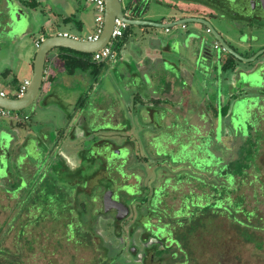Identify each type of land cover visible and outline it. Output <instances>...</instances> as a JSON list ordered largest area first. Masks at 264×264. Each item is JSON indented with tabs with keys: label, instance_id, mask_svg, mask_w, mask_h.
Wrapping results in <instances>:
<instances>
[{
	"label": "rangeland",
	"instance_id": "1",
	"mask_svg": "<svg viewBox=\"0 0 264 264\" xmlns=\"http://www.w3.org/2000/svg\"><path fill=\"white\" fill-rule=\"evenodd\" d=\"M37 1L41 4H38L34 9H24L23 13L18 16V12L13 10L11 4H9V10L6 13L4 1L0 0V9H2V16H0V73H3L5 68L10 69L12 72L10 78H16V82L17 80L22 81L26 77L27 55L33 53L35 55L37 47H34L32 37L38 36L45 29L44 27L50 25V17L54 16L56 11L65 13L64 11L68 12L72 9L71 5L73 4L76 8L88 4L87 6L94 13L92 16L94 17L96 14L94 5L86 3L85 0H44L46 3L43 0ZM128 1L130 0H122V3L125 5ZM139 3L142 7L140 11L144 7L146 8L142 13L147 11V6L149 8V13L145 15L147 21L159 22L162 19L168 20L170 17L179 18L185 15L186 9L192 7L199 10L197 14L205 18L216 32L230 36L235 32L232 29L233 26L229 27V23L220 19L213 9L206 8L207 0H138L137 4ZM46 6L47 8H44ZM4 14L9 15L8 19L11 21V25L5 23L6 15ZM6 26L11 28V31H8ZM62 27L64 25L60 24L57 29L60 31ZM184 27L186 28L181 25L171 27L170 32L162 36L156 32L159 30L157 28L135 26L130 29L146 28L145 30L155 34L158 39L170 42L174 49L173 52L165 54L166 59L170 58L174 61L178 57L185 61V71L191 66L189 63L191 58L183 54L182 49H179L182 48L179 40H183L190 32L196 30L203 38L205 56L208 60H213V57L220 53V50L217 51L213 48V38L205 31V28H201L198 24H185ZM68 28L76 35L75 24L72 23ZM80 37L82 36L80 35ZM109 44L115 52V58L104 61V65L96 77L81 71L73 75L64 74L63 79L57 77L51 81V83L53 82L52 88L48 94L41 89L32 105L17 112L21 118L20 122L0 119V146L8 152L0 158V165H2V167L0 166V243L4 249L9 250L6 264L15 263L13 262L14 252H17L15 259L19 261L16 264H91L94 258L105 253V248L110 256L116 257V264H146L148 261L145 263L141 251L148 250V248L154 255L156 254L152 256L154 264H183L185 262L180 256L181 254L178 253L175 244L170 243L169 245L167 240L170 238H167L166 235L160 238L158 246L155 242L158 239L157 234L151 232L149 225L138 220L135 221L134 213L129 216L126 222L117 224L116 230L110 222L111 219L108 220L109 217L94 215L93 219H96V223H93V229L98 239L95 238L91 245L75 244V240L65 232L63 223L60 221H53L49 217L37 222L30 218L31 221H29L30 216L25 211L19 215L16 214L18 212L15 208L17 201L9 193H6L9 190L13 192L14 185L17 186L19 181H22L23 186H28L30 189L33 177L41 178L46 173L44 170H50L54 165L67 166L73 174L81 170L79 178L94 173L96 167L102 163L101 154L109 150L107 144L103 148L98 147L101 141L112 144V150L117 149L120 158L125 159L127 156L128 158L123 168V178L119 177L115 170L118 163H113L111 170L108 165L105 177L98 178L100 183L106 186L114 185L113 175L117 180L116 187L120 188L125 185L135 190L136 180L139 181L138 178L135 180L134 175H138L141 177L140 187L147 186L149 189L154 186L158 188L162 185L163 180L172 174L173 178L170 184L173 187L170 188V185L166 188L167 195L162 200L164 208L169 212L176 211L184 205L190 207V203L196 205V196L202 192L205 197L211 195L209 202L213 203L215 190L212 191L205 185L201 187L195 181L187 179V177L183 178L184 172L181 175L179 172L187 171L186 174L190 175V169L200 168L204 175L203 180L205 178L206 184L210 183V177L205 176L208 172L204 170L214 166L219 172L223 169L217 159L219 156H211L210 153L213 154L215 150L219 153L223 146L230 142V144L234 143V138L231 136L238 130L245 137L250 134L252 140H260L259 142L262 143L261 154H264V136L256 130L250 132V129L255 128L258 124H255L254 121L249 123L251 114H246V108H255L260 104L257 97L238 98L234 105L232 125H229L227 129L224 126L221 133L223 108L231 110L232 101L235 98L221 97V95L205 93L203 89H199L186 98L189 103L188 107L180 106L177 109L163 106L164 102L167 103L168 98L158 96L159 91L156 89L158 87L153 90L155 82H145L140 90L133 83L135 80L133 60L136 49L133 46L132 37L127 36L121 44H117L115 40L111 39ZM123 44L126 46H122ZM50 54L51 52L48 56ZM172 70L176 71L178 67L173 65ZM212 70L214 76L215 68ZM188 76L192 75H185L183 71L182 78L185 81H189ZM213 76L207 77L203 75L202 71L199 72V75L195 74V77L203 81L207 87L212 86ZM27 78L30 80L31 77ZM148 83H150L151 89L147 87ZM12 86L13 84L3 76L0 77V89H5L9 93ZM152 93L154 96L148 95H152ZM149 98L155 99L159 103L162 102V105H149L146 102ZM229 101L231 104L228 106ZM199 104H203L204 107H199ZM197 111H202L205 117L208 116V122L211 121L210 124L206 122L201 127L199 134L202 135L199 138L198 136L191 137V130L187 129L189 125L195 124L193 113L196 115ZM217 113L219 128L215 131L214 125L218 123L215 119ZM182 115L185 117L184 119ZM24 116L28 118L25 120ZM227 116L229 117L226 119H229L230 111ZM172 123L176 125L171 126ZM257 123L260 124V122ZM170 126L171 128H169ZM164 127H167V131H171V134L174 133V130L183 129L185 132L182 136H186V141L189 140V138L187 139L189 136L190 140L196 139V142H199L196 147H199L201 158L196 167L193 164L196 157L191 159L192 163L185 161L190 160L191 155L188 153H182L180 161L174 160L176 159L175 154L178 153H175L174 150L173 153L167 152L160 155L163 149L159 145L158 137L166 130ZM180 140L184 141L183 138ZM163 142L165 144V138ZM166 143L171 147L169 140ZM211 143L214 145V151L209 147ZM239 143L237 142V144ZM185 144L187 143L185 142ZM174 148L175 146H173ZM155 149L157 152L154 155ZM0 153L3 152L0 151ZM92 156L94 159L91 158ZM146 156L152 157L153 165L151 167H148L151 162L149 163ZM117 157L115 154L112 155V158ZM176 162H188L185 165L189 169H186L187 166L179 167L177 164L176 167H173L172 163ZM259 167L261 168L260 172L253 168L247 169L244 184L237 191H230V195L233 198L241 193L245 199L242 205L243 210L250 211L256 208V212L264 220V164L261 161ZM149 171L151 172L148 173ZM145 173L149 175L146 177ZM230 175L231 171L227 176ZM253 175H258L256 177L262 185L261 191L259 184L253 182ZM220 178H222L221 175ZM93 179L97 181L95 176ZM176 179H180L179 182L176 183ZM132 189H126L127 193L131 194ZM149 190L151 192V189ZM118 193H121L120 189ZM158 194L159 192L155 193L156 198H158ZM205 202V198L198 201L202 204ZM99 207L100 204L97 207L98 210ZM192 210L193 208H188L187 213ZM240 215L238 214L242 218ZM167 216H170L168 212ZM199 219L202 220L200 222L203 226L197 225L193 231L190 228H192V224H197L196 221L188 222L184 217L164 218L159 224H157V219L152 218L151 224L163 227V224L168 223L169 227H173L176 231L177 223H182L183 227L179 230H183L181 234H187L186 241H189L188 252L190 255L187 264H264L263 228L253 229L248 226L245 228L235 224V221L222 213L210 215V217L202 216ZM11 223L14 225L10 228ZM144 229L148 231V234H145ZM19 230L22 231L21 234L18 233ZM167 230L169 231V228ZM175 231L171 236L172 240H177L178 236ZM129 243L139 250L138 254H135L137 250L132 255L129 254L131 250H128ZM172 253L177 254L176 258H171Z\"/></svg>",
	"mask_w": 264,
	"mask_h": 264
},
{
	"label": "flooded vegetation",
	"instance_id": "2",
	"mask_svg": "<svg viewBox=\"0 0 264 264\" xmlns=\"http://www.w3.org/2000/svg\"><path fill=\"white\" fill-rule=\"evenodd\" d=\"M207 1H208V3H207L206 8L213 9V11L216 12L215 14L219 15L220 19H222L224 22L229 23L228 24L229 27L233 26L232 29L235 32L233 34H231V36L230 35H223L221 32H216L212 28L210 23L207 22V20L205 18H203L202 16H199L197 14L199 12V10L196 8L194 9L192 7L188 8L189 10L186 9L185 15L178 18V19L200 18V19L204 20L209 26H211L214 33L211 31V29H209V27L206 24H204V25L198 24V25L201 28H205V31L207 33H209L210 36L213 38V48L217 51L220 50V53L218 55H215L213 57L214 59L212 60L214 62L213 68H215V75L214 76H213V74L210 75V76H213L212 86L207 87L204 84V87L200 88V89H203V91L205 93L210 92V93H215L217 95H221V97L226 96V97L235 98L232 101L231 111L229 109V111L231 113L230 118L226 119V117H229V116H227L229 111L226 115H222V117H221V124H222V126L220 128L221 133H222V130L224 129L223 128L224 126L227 129L229 125L230 126L232 125L233 112L235 110L234 105L238 101L237 100L238 98H243V97H245V98L246 97L247 98H249V97L250 98L251 97L261 98L260 104L258 106H256L255 108H246V114L247 115L251 114V116H250L251 119L248 120L249 123H252V121H254L255 124H258L255 128H251L250 132L253 130H256V131L261 132L264 136V8H263L262 1L261 0H207ZM182 27L186 28L184 26H182ZM216 36H218L219 39ZM224 45L227 48H229L232 52H234L235 55L228 52ZM185 53H186V51L184 50V54ZM203 57L206 58L205 55H203ZM198 60L200 61L201 64L202 63L204 65L207 64V62H205V60H203L202 56H200V55H199ZM248 60H249V62H248ZM200 66H202V65H200ZM218 69H219V71H217ZM199 72L201 73V71H199ZM199 72L197 75H199ZM186 74L192 75V76H188L189 78L195 77L194 69L192 67L189 68L187 71H185V75ZM230 104H231V102L229 101L228 106ZM170 112H164V113H170ZM196 113H197L196 115L193 113V115L195 117V121H196L195 124L189 125L187 129L191 130L190 131V133H192L191 137H194V136L197 137L198 136V138H199L202 135V134H199L200 129H201V127L204 126V124L206 122H208V116L205 117V115L202 111H197ZM241 113H242V111H241ZM202 117H204V118H202ZM182 118L184 119L185 117L183 116ZM217 118H218V113H217V115H215V119L218 121V123L214 125L215 131L217 128H219V118L218 119ZM256 120H257V122H260V124L257 123ZM212 121H213V119H212ZM210 123H211V121H210ZM169 128H171V126ZM164 129H166L164 131V133L158 137L159 145L163 149L160 155L166 154L167 152L173 153V150H174L175 153L178 152L177 154H175V156L177 155L178 157H180L182 153L190 154L191 155L190 160H186L188 162L192 161L191 159L193 157H196L195 160L200 159L201 154L199 153V149H197V151L194 150L195 147L199 145V142H196V139L190 140V137L187 136V139L189 138V140L186 141V136H183L184 141L183 140L179 141V142H181V144H176V143L173 144L172 141H170L171 136H172V135H170L171 131L168 132L167 127H164ZM213 130H212V132H213ZM182 132H185V131L182 129ZM235 133H236V131H235ZM236 134L245 138L243 133L240 132L239 130L237 131ZM248 136H250V134ZM164 138L166 139V142H167V140H169V142H170L169 145H171V147L168 146V143H166V142L164 144V142H163ZM185 142L187 144H185ZM106 144H107V146H109V150L107 152H105L106 154L105 153L101 154L102 155V157H101L102 169H100L97 172V174L95 175V177L97 178V182L99 183V187L96 190V194H95V198H94V204H95L94 215H96L97 217L104 216V218L109 217L108 220L111 219L110 222L112 225H114L115 230H116L117 224H121V223L126 222L129 219V216L134 213L136 216L134 219L135 221L138 220L145 225H149L151 232L157 234L158 239H156L155 242L158 244V246H159L160 238L164 237L166 235L167 238H170L167 240L169 242V245H170V243L175 244V246L178 248V253H180L181 254L180 256L185 260V262L183 264H187V262H188L187 260H188V257L190 255L188 252V246L189 245L187 246L186 249H184L183 247H180L178 245V243L173 242L175 240V239L174 240L171 239V236L173 233H171L170 231L167 230V228H169L168 223L163 224V227L160 225H155V226L153 225L152 226V224H151L152 218L157 219V224L162 222L164 220V218H168V217L162 215L160 210L162 208H164V206H163L164 204L162 203V200L167 195L166 188H168L171 185L170 182L172 181V178H173L172 174L168 178H165L163 180L162 185H160L158 188H155L154 186L149 187V189H151V192L147 186L140 187V178L141 177H139L138 175L137 176L134 175L135 180L138 178V181H139V182H137V180H136L137 184L134 186L135 190H133L131 187L125 186V185H122L120 188L116 187L115 183L117 182V180H116V178L113 177V175H112V181L114 182V185L106 186L105 184H101L100 180H98V178L102 179L103 177H105V175L107 173L108 165L110 166L109 170H111V166L113 165V163H118L117 164L118 166L115 168V170H116L117 174L119 175V177L123 178L124 177L123 168H124V166L127 162V158H128V156L125 159L120 158V155H119V152L117 151V149L112 150V144L106 143L105 141H101L98 144V147L103 148L106 146ZM180 145L184 146L185 150H183V148H181ZM173 146H175L174 149H173ZM98 147H97V150H98ZM116 152H118V154ZM156 152H157V150L155 149L154 155ZM96 154H95V157H96ZM113 154H115V156H118V157L112 158ZM150 156H151V154H150ZM150 156H146L149 159L148 160L149 163L151 162L150 165H148V167H151L153 165V160H152V157H150ZM155 157H157V156H155ZM164 158L166 160V157H164ZM107 160H110V161L107 162ZM188 162H185V163L176 162V164L179 167H183V166H187L185 164ZM176 164L172 163V166L176 167ZM0 166H2V165H0ZM53 167L54 168H51L50 170H53L54 172H56L60 175H61V173L64 172V170H68L70 174H73V172H71V170L68 169L67 166L54 165ZM139 169L141 170L140 167H139ZM186 169H189V167L187 166ZM48 170L49 169L44 170V171L47 172ZM150 172L151 171H149L148 173H150ZM165 172H167V171H165ZM182 172H184L183 178L187 177V179L195 181L197 183V185H199L201 187L204 186L203 173L201 172L200 168L199 169H197V168L190 169L189 170V172L191 173L190 175L186 174L187 171H180L179 174L181 175ZM147 175H149V174H147V173L144 174V176H146V177H147ZM179 180L180 179H176V183L179 182ZM151 185H153V184H151ZM172 187H173V185L170 186V188H172ZM119 189L121 190V193H118ZM126 189L127 190L132 189L131 194L127 193ZM158 189H159V191H157ZM106 192H111L112 193V199L114 201L121 203L127 207V209H128L127 215H125L121 219H118L117 218L118 213L115 209H110L109 211H107L105 213L102 212V209H103L102 197ZM156 192H159L158 198L155 197ZM7 193H9L11 195V197H13V192H10V190H9ZM141 194H143V195H141ZM196 198H197V203H196L197 208L200 209V208L204 207V204L198 203V201H201L202 199L204 200V198H205L204 193L202 192L200 195H197ZM99 204H100V207H99L100 209L98 210L97 207L99 206ZM201 217L202 216H197L193 219L185 217V219L188 222L196 221V223H197L196 225L203 226V224H201V222H200L202 220L199 219ZM170 219H173V218H170ZM95 220L96 219L93 220L94 223H96ZM245 227L248 228L247 226H245ZM144 231L146 232L145 234H148L147 233L148 231H146L145 229H144ZM182 235H183L182 236L183 238L188 239L186 233H183ZM128 247H129L128 250L131 249L130 253L128 252L130 255H132L134 253V251L137 250L133 247V245L131 243L128 244ZM165 248L167 249L168 247H165ZM138 252H139V250H137V252L135 254H138ZM141 252L144 255L143 259H144L145 263H146V261H148L149 264H154V263H152L153 262L152 256L154 255V253H152V251H150L149 248H148V250L141 251ZM156 253H158V252H156ZM147 254H149L148 258H147ZM176 256H177L176 253L171 254V258H176ZM142 262H143V260H142ZM148 263H146V264H148ZM142 264H144V263H142Z\"/></svg>",
	"mask_w": 264,
	"mask_h": 264
},
{
	"label": "trees",
	"instance_id": "3",
	"mask_svg": "<svg viewBox=\"0 0 264 264\" xmlns=\"http://www.w3.org/2000/svg\"><path fill=\"white\" fill-rule=\"evenodd\" d=\"M24 5L28 8H36L38 3L36 0H28L24 2ZM139 7L140 6L132 9V13L130 14L132 18H142V11L144 12L146 8L144 7L140 11ZM71 20H73V18L67 19V21ZM129 30L130 28L128 27L117 44H121V42L127 38ZM58 52L59 59L62 61V67L67 75H73L76 72L81 71L88 72L90 75L96 77L104 65V62H94L92 60V54L79 53L64 48H59ZM3 75L6 76L5 73ZM14 82L16 83V80H14ZM227 112L228 108H223V115H226ZM175 125L176 124L173 123L171 126ZM183 133L182 129L180 131L174 130V133L171 134L170 141H172V143L181 144L179 141L183 138ZM231 137L234 138V143L230 144V142L223 146L219 153L214 149L213 143L209 144V147H211L213 151L215 150L214 153H210V155L219 156L217 159H219L221 167H223L220 172L215 166L204 170L208 172L205 176H208L211 179V182L209 183L207 181L208 184H206L204 178V185L208 186L212 191L215 190L213 203L209 202L211 199L210 195L205 197L206 202L204 207L200 209H198L196 205L191 204L190 207L184 205L178 210L172 212H169L166 208H162L160 210L162 215L173 219L178 217H188L193 219L197 216L210 217V215H218L222 213L226 214L227 218L235 221L234 223L237 225L253 227V229L260 227L264 229V225H260L264 224L263 217L258 215L256 208H253L250 211L243 210L242 205L245 201L244 196L241 193H238V195H235L232 198L230 195V191H237V189H240L241 185L244 184V176L247 175V169L253 168V170L260 172L261 168L259 167V162L261 161L264 164V154H261L262 143L259 142L260 140H252L251 136L243 138L238 134H234ZM237 142L240 143L237 144ZM180 147L185 150L184 146L180 145ZM197 149H199V147H195L194 150L197 151ZM0 151L3 152L0 153V158L8 153L1 146ZM175 158L176 159L174 160L176 161L181 160L177 155ZM92 159H94L93 156ZM198 160L200 161V159H197L193 162L195 167L199 164ZM100 169H102V164L96 167L94 172L95 175ZM80 171L81 170H78L75 174H70L67 170H64L60 175L53 170H48L41 178H37V176L36 178L33 177V182L30 183L31 190L28 186H23L22 181H19L18 185H14L12 188L13 197L17 201L15 208L18 212H16V214L19 215L22 211H25L30 216L29 221L34 219L37 222L48 217L53 221H60L63 223L62 226L64 227L65 232L70 235L71 239L75 240V244L83 243L85 245H91L93 240L97 238V234L93 229V217L95 211L94 198L99 183L93 179V176H95L93 175L94 173L86 175L84 178H79ZM230 171L231 175L227 176ZM220 175L222 178H220ZM256 176L258 175H253V182L259 184V190L261 191L262 185L259 183ZM217 203H219V205H217ZM188 208H193V210L187 213ZM167 212L170 216H167ZM238 214H241L240 216L242 218H240ZM13 225L14 224L11 223L9 227L11 228ZM176 226L178 227L176 231L173 227H169V231L171 233H174L175 231L178 236L177 240H174L173 242L178 243L180 247L186 249L189 245V241H186V239L182 237L183 235L181 233L183 230H179L183 225L182 223H177ZM196 227V224H192L190 230L193 231ZM21 232V230L18 231L20 234ZM8 251L9 250L4 249L0 243V264L7 263L9 257ZM16 257L17 252H14L13 262L15 263L12 264L19 263V261L15 259ZM115 259L116 257L110 256L108 250L105 248V253L102 256L94 258L91 264H116Z\"/></svg>",
	"mask_w": 264,
	"mask_h": 264
},
{
	"label": "crops",
	"instance_id": "4",
	"mask_svg": "<svg viewBox=\"0 0 264 264\" xmlns=\"http://www.w3.org/2000/svg\"><path fill=\"white\" fill-rule=\"evenodd\" d=\"M4 1V10L6 13L8 12L9 4H11V7L13 10L18 12V16H20L21 13H23V10H28V7L24 5L25 1L28 0H3ZM63 1V0H62ZM88 0H85L86 3L94 5V3L87 2ZM44 3L46 1L43 0ZM59 2V1H58ZM61 2V1H60ZM123 8L125 9V12L127 15L130 16L132 13V9L137 8L138 6H141V3H138L137 1H128L125 3V5L122 3V0H120ZM133 2H137L136 4ZM37 3L40 5L37 1ZM54 3V2H53ZM60 4V3H58ZM84 7H75L74 4L71 5V10L65 13H60L59 11H56L54 16L50 17V25L44 27L42 32L38 34V36H33V45L36 48V42L39 41L41 38H46L48 36H52L54 34H67L69 36L75 37L77 39H87L88 37L92 36L94 33L95 29V16L93 12L89 9L90 7L87 6ZM44 8H47L44 7ZM140 9L142 7H139ZM29 9H34V8H29ZM81 10V11H80ZM94 10L96 13L95 5H94ZM2 13V9H0V16ZM92 13V14H91ZM149 13V8L147 6V11L142 15L143 20H148L146 19L145 15ZM6 15V20L5 23L11 25V21H9V15ZM169 16V15H168ZM68 18H73L71 21H67ZM132 18V17H131ZM136 19V18H135ZM175 19L178 18H173L170 17L168 20L162 19L159 22H171ZM156 22V21H155ZM30 23V21H29ZM75 24L76 26V35H74V32L70 28H68L71 24ZM79 23V24H78ZM62 24L64 27L59 31L57 27ZM91 26V27H90ZM6 29L8 31H11V28L6 26ZM146 28H142L140 30H129L128 37H132L133 41V46L136 49L135 52V59L133 60V64L135 67V72L133 74L134 77V84L137 85L136 87L140 90L142 84L145 82H155L153 85V90L155 87L159 91L158 96L166 97L168 98L167 103L164 102L163 106L166 107H180V106H185L188 107L189 103L187 102V99L189 94L192 95L194 94L197 90L200 88L204 87L203 81H200L198 77H188L189 81H185V79L182 78L183 71L185 70L186 64L185 61L180 60L178 57L173 61L172 59H166L165 54H169L174 48L172 44L168 41L158 39L155 34H152L151 32L145 30ZM159 35H165L168 34L170 31L166 32L165 30H157L156 31ZM25 34V31H24ZM79 35V36H78ZM80 35L82 37H80ZM116 43L120 41V39L115 40ZM126 46V45H122ZM34 48V50H35ZM186 56L191 58L190 64H195L198 63V58L199 55L202 54L199 45L197 42H193L192 45L190 46L189 50H186ZM50 53V52H49ZM48 53V54H49ZM182 53L184 54V49H182ZM46 56L45 58V65H44V80L42 84V90L46 94L49 93V91L52 88V83L51 81H54L57 77H61L63 79L64 74L67 75L62 67V61L59 59V52L58 49H54L51 51L50 56ZM27 61L25 62L26 64V77L23 78L22 81H18L15 83L14 80L16 78H10L12 75V72H10V69L4 70L3 73H0V77L3 76L6 80H8L10 83L13 84V88L11 89V92H7L5 89H0V92H2L6 97L9 98H16L17 90L19 85L24 81V80H29L27 77L32 75V64H33V59H34V53L27 55L26 57ZM176 63V64H174ZM176 65L178 67V70L174 71L172 70V66ZM179 68H181L179 70ZM172 70V73H170ZM6 74L4 76L3 74ZM185 73V71H184ZM185 77V76H184ZM187 80V79H186ZM148 85L149 89H151L150 83L146 84ZM157 92V91H156ZM11 93V94H10ZM149 96H154L153 93L152 95L148 94ZM157 95V94H156ZM179 98V99H177ZM149 105H162V102L159 103L155 99L149 98V100L146 101ZM204 104V103H203ZM203 104H199V107H204ZM177 105V106H175ZM196 106V105H195ZM231 111V110H230ZM3 145V144H2Z\"/></svg>",
	"mask_w": 264,
	"mask_h": 264
},
{
	"label": "water",
	"instance_id": "5",
	"mask_svg": "<svg viewBox=\"0 0 264 264\" xmlns=\"http://www.w3.org/2000/svg\"><path fill=\"white\" fill-rule=\"evenodd\" d=\"M104 3V19L102 31L98 38L94 41H90L88 39H77L69 36H63L62 34H54L52 36H48L43 38L39 45L37 46L33 64H32V75L29 80V84L26 88L25 93L20 98H9L0 96V108L11 112H18L28 108L35 101L38 93L40 92L44 80V65L45 58L49 52L54 49L64 48L69 49L75 52L84 53V54H93L97 51H100L104 47L108 45L111 40V34L114 27V20L121 19L123 20L128 27H152L160 30H169L174 26H185V24H206L209 29L214 33L211 26H209L204 20L200 18H183L176 19L172 22H151L143 19H135L129 17L125 12L121 2L119 0H102ZM264 8V0H261ZM218 39L219 37L216 36ZM193 42H197L202 51L200 56H202L203 60L207 62L206 65L201 64L200 61L195 64H191L190 68L194 69V73L197 75L199 71L203 72V75L209 77L213 73V61L204 58L205 48L203 44V38L196 30L190 32L183 40H179V44H181L182 48L189 50L190 46ZM177 45V44H176ZM225 46V45H224ZM174 48V46H173ZM228 52L235 55L229 48H227ZM173 52V50L171 51ZM115 54V52H114ZM115 58V55H114ZM212 62V63H211ZM249 62V60H248ZM202 65V66H200ZM185 71V70H184ZM209 75V76H208ZM211 77V76H210ZM260 100L259 97H257ZM118 154V152H116ZM103 209L102 212H107L110 209H115L118 213L117 218L121 219L128 213V209L125 205L118 203L112 199V193L106 192L103 197Z\"/></svg>",
	"mask_w": 264,
	"mask_h": 264
},
{
	"label": "built area",
	"instance_id": "6",
	"mask_svg": "<svg viewBox=\"0 0 264 264\" xmlns=\"http://www.w3.org/2000/svg\"><path fill=\"white\" fill-rule=\"evenodd\" d=\"M91 3H94L95 5V9H96V16H95V29H94V33L92 36L88 37L87 39L90 41H94L98 38V36L100 35L101 31H102V26H103V19H104V3L102 0H88ZM120 1V0H119ZM128 28V25L121 19H115L114 20V27H113V31L111 34V39L116 40V39H120L125 30ZM166 32L168 31L167 29L165 30ZM59 35H61V33H58ZM63 36H69L67 34H62ZM72 37V36H69ZM75 38V37H73ZM43 38H41L39 41L36 42V47L39 45L40 41ZM114 51L111 47V45L108 43V45L106 47H104L103 49H101L100 51H97L95 53L92 54V60L94 62H104L106 60L109 59H113L114 58ZM29 84V80H24L18 87L17 90V94H16V98H20L26 91V88ZM0 96L2 97H6L2 92H0ZM0 119H9L12 122L18 123L21 121V118L19 117V115L17 114V112H11L8 110H5L3 108H0ZM23 119H27L26 116L23 117Z\"/></svg>",
	"mask_w": 264,
	"mask_h": 264
}]
</instances>
